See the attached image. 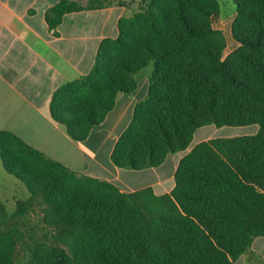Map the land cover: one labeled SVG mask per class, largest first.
Masks as SVG:
<instances>
[{"label":"trees","instance_id":"obj_1","mask_svg":"<svg viewBox=\"0 0 264 264\" xmlns=\"http://www.w3.org/2000/svg\"><path fill=\"white\" fill-rule=\"evenodd\" d=\"M142 2L139 13L119 20L116 38L101 42L91 72L55 92V120L73 139L84 140L121 93L137 88V73L153 63L148 94L135 105L112 152L116 166H158L187 149L205 125L258 124V132L197 143L164 194L152 187L122 191L77 174L5 132L30 152L29 163L18 165L9 144L0 143L6 170L31 197L13 213L0 201V239H10L0 242V264H15L23 219L36 204L44 206L42 222L54 231L44 230L41 242L28 246L24 264H235L256 237H264V0H234L230 39L216 26L214 4ZM113 5L125 6L59 0L46 20L54 28L65 13ZM114 48L122 54H112ZM72 87L76 95L58 100Z\"/></svg>","mask_w":264,"mask_h":264},{"label":"crops","instance_id":"obj_2","mask_svg":"<svg viewBox=\"0 0 264 264\" xmlns=\"http://www.w3.org/2000/svg\"><path fill=\"white\" fill-rule=\"evenodd\" d=\"M58 2L0 0V143L6 144L7 133L12 134L69 170L107 180L122 191L152 187L156 194L170 192L182 157L197 143L215 138L216 129L199 127L187 149L170 153L158 166L140 170L116 166L112 160L115 145L129 126L135 105L148 94L151 73L141 69L136 75L137 88L121 93L105 120L84 140L73 139L52 115L53 96L65 83L91 72L101 42L119 35V20L126 10L113 5L68 12L51 28L46 14ZM252 128L255 134L259 126ZM4 173L14 176L0 154V175ZM235 264H264V237H256L251 251Z\"/></svg>","mask_w":264,"mask_h":264},{"label":"rangeland","instance_id":"obj_3","mask_svg":"<svg viewBox=\"0 0 264 264\" xmlns=\"http://www.w3.org/2000/svg\"><path fill=\"white\" fill-rule=\"evenodd\" d=\"M77 2L80 6H86L89 4L91 0H74ZM114 2V4L123 3L125 6V15L123 18H130L131 16L135 15L136 13H139L141 11L142 4L144 5L143 0H111ZM207 3L214 4L218 6L219 9V20L217 22V28L222 30L226 36L230 39L231 34V26L233 19L236 14V5L234 3V0H204ZM232 47V42L229 40V46L226 51H229ZM113 48L111 47L110 50ZM112 52V51H111ZM122 54L121 48H114V52L112 54ZM153 63H150L149 65L142 68V71H149V73L152 74L153 71ZM78 92V88L72 87L69 90H65L62 93L59 94L58 100H69L72 98V96L76 95ZM212 129H216L213 135H215V138L219 137H226V135L233 134L235 136L238 135H246L253 133V126L256 128L259 126L258 124L253 125H243V126H229L225 125L223 127H217L216 125H209ZM245 126H251V127H245ZM208 127V128H210ZM231 128H236V130H232ZM259 130V129H258ZM257 131V130H256ZM200 133L198 132L196 134V137L200 136ZM194 136V134H193ZM5 143L9 144V146L12 149V152L14 156L16 157V161L18 165L20 163H26L28 164L29 161L27 160V157L30 156V152L24 150L21 145L14 140L11 137H6ZM3 174V172H2ZM1 176L0 175V201L2 204L5 205V208L9 213H13L17 209L18 202H22L24 200H27L31 197V194L28 190L27 185L20 180L25 185L18 183L16 178L12 175L6 174ZM71 183H76L77 181L70 179ZM85 181V180H82ZM6 198V199H2ZM17 199V200H16ZM30 216H27V219H23L25 222V226L23 228L24 236L23 241H20L16 246V252H15V264H24L25 259L28 255V246H33L36 243L41 242V236L44 230H51L54 231L51 227H47L43 224L44 222V206L41 204H36L34 207V211H31ZM43 221V222H42ZM10 241L8 238L0 239L1 243H6Z\"/></svg>","mask_w":264,"mask_h":264}]
</instances>
